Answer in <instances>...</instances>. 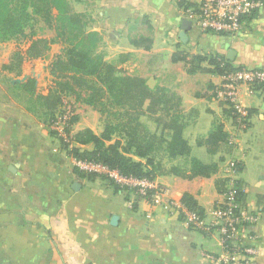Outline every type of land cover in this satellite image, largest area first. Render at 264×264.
Wrapping results in <instances>:
<instances>
[{
	"label": "crops",
	"instance_id": "0c3cea01",
	"mask_svg": "<svg viewBox=\"0 0 264 264\" xmlns=\"http://www.w3.org/2000/svg\"><path fill=\"white\" fill-rule=\"evenodd\" d=\"M67 1L91 20L106 61L144 78L150 88L180 96L190 153L171 163L196 158L217 163L218 170L191 180L157 176L154 181L167 190L157 203L117 189L100 176L78 173L43 120L7 100L0 85V264H239L240 257L228 258L211 226L212 210L223 200L217 185L231 161L237 164L241 207L258 218L244 228L242 241L256 248V264H264V83L253 90L241 87L249 117L239 129L215 94L222 79L207 61L217 56L235 67L264 71V9L238 35H225L200 30L177 0ZM173 54L185 60L173 61ZM193 56L207 58L192 62ZM73 104L71 134L89 128L99 135V114ZM216 123H222L227 143L210 154L197 140ZM184 193L203 211V227L186 225L174 206L164 208L180 204Z\"/></svg>",
	"mask_w": 264,
	"mask_h": 264
},
{
	"label": "trees",
	"instance_id": "16d2710c",
	"mask_svg": "<svg viewBox=\"0 0 264 264\" xmlns=\"http://www.w3.org/2000/svg\"><path fill=\"white\" fill-rule=\"evenodd\" d=\"M177 1L182 12L195 7L192 0ZM34 17L53 30L52 37H36L29 24ZM90 23L88 17L74 12L67 0H0V41L24 38L27 43L24 50L13 52L2 70L20 76L25 61L42 58L51 44L63 45L49 64L53 85L45 93L39 92L34 79L28 77L10 85L13 97L23 100V107L42 119L48 128L63 98L89 106L99 114L102 126L99 135L89 128L72 135L75 115L69 119L66 133L70 140L68 143L60 140L59 143L74 159L100 163L121 176L150 180L162 175L191 180L215 174L218 170L215 162L203 163L189 158L186 165L171 163L190 153V146L182 136L184 124L180 96L161 86L150 88L144 78L129 75L116 63L106 61L99 49L101 36L90 29ZM27 27L29 33H26ZM206 58L193 56L191 61L200 62ZM177 59L185 60V57L173 54L172 60ZM207 61L212 71L219 75L242 69L217 56H210ZM224 112L230 114L228 109ZM145 117L151 121L152 130L142 121ZM49 131L56 136L55 131ZM222 143H227L222 123L213 124L207 136L197 140V145L204 146L210 154H215ZM87 144H91L90 150L77 146ZM74 168L84 176H100L115 188L124 190L107 176L83 174ZM236 185L240 196L238 180ZM217 188L223 193V179ZM180 203L203 218V211L189 194L184 193Z\"/></svg>",
	"mask_w": 264,
	"mask_h": 264
},
{
	"label": "built area",
	"instance_id": "2783aa9c",
	"mask_svg": "<svg viewBox=\"0 0 264 264\" xmlns=\"http://www.w3.org/2000/svg\"><path fill=\"white\" fill-rule=\"evenodd\" d=\"M195 7H190L182 13L202 31L225 35H238L244 30L251 18L264 9V0H192ZM221 83L215 90L217 97L223 102L224 108L230 111L229 116L235 120L239 129L246 127L249 112L241 100V87L247 86L253 90L264 83V71L259 69H239L221 75ZM74 104L69 98H63L57 115L50 125L57 136L68 143L70 138L66 133L69 119L74 115ZM74 167L83 174L103 175L111 178L124 191L160 202V197L166 193V188L154 180L146 178L125 177L114 169L92 161L73 158ZM223 200L212 210V224L218 231L220 240L228 258L240 257L239 264H256L257 250L253 245L244 244L242 233L244 228L254 224L258 218L253 213L244 210L237 194V164L234 161L224 168ZM174 206L177 213L189 227H203V219L194 212L187 210L181 203L170 202L164 208ZM227 261V257L223 259Z\"/></svg>",
	"mask_w": 264,
	"mask_h": 264
},
{
	"label": "rangeland",
	"instance_id": "374dc122",
	"mask_svg": "<svg viewBox=\"0 0 264 264\" xmlns=\"http://www.w3.org/2000/svg\"><path fill=\"white\" fill-rule=\"evenodd\" d=\"M29 24L31 25L30 27L33 32L36 34V37L50 38L54 34L53 30L49 29L38 17H34ZM29 30L30 29L27 27L26 33H29ZM26 46L27 43L26 39L24 38L0 41V85L1 88L6 90L5 94L7 100H12L18 103L20 106H23V100L13 97L10 85L29 77L34 79L37 90L39 92L45 93L47 88L53 85L52 76L49 74V64L55 55L59 54L63 48V45L60 43L51 44L42 58L27 60L22 64L20 76L15 77L13 74L7 73L6 70L1 69L4 64L8 63L11 55L14 51H16V49L24 50ZM81 96H83V94ZM73 109V113L75 115L77 113L75 104ZM142 121L146 126H150L151 128L152 123L148 118L145 117L142 119ZM49 129L51 130L53 128L50 127ZM53 137L58 142L62 140L57 136V134Z\"/></svg>",
	"mask_w": 264,
	"mask_h": 264
},
{
	"label": "water",
	"instance_id": "95a60500",
	"mask_svg": "<svg viewBox=\"0 0 264 264\" xmlns=\"http://www.w3.org/2000/svg\"><path fill=\"white\" fill-rule=\"evenodd\" d=\"M185 34V32H182V35H184ZM21 81V80H20ZM117 220H118V217L116 216V215H113L112 217H111V221H110V223L112 224V225H115L116 223H117Z\"/></svg>",
	"mask_w": 264,
	"mask_h": 264
}]
</instances>
